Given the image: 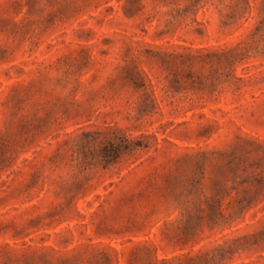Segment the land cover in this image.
Here are the masks:
<instances>
[{
  "label": "rangeland",
  "instance_id": "obj_1",
  "mask_svg": "<svg viewBox=\"0 0 264 264\" xmlns=\"http://www.w3.org/2000/svg\"><path fill=\"white\" fill-rule=\"evenodd\" d=\"M0 264H264V0H0Z\"/></svg>",
  "mask_w": 264,
  "mask_h": 264
},
{
  "label": "trees",
  "instance_id": "obj_2",
  "mask_svg": "<svg viewBox=\"0 0 264 264\" xmlns=\"http://www.w3.org/2000/svg\"><path fill=\"white\" fill-rule=\"evenodd\" d=\"M143 135L130 136L121 129L105 132L99 141L101 159L98 161L106 167L112 160L124 159L129 155L147 147Z\"/></svg>",
  "mask_w": 264,
  "mask_h": 264
}]
</instances>
